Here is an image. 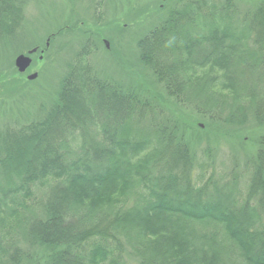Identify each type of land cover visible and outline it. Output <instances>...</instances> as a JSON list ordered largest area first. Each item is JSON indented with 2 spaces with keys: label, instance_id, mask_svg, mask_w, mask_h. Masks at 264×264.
Here are the masks:
<instances>
[{
  "label": "trees",
  "instance_id": "obj_1",
  "mask_svg": "<svg viewBox=\"0 0 264 264\" xmlns=\"http://www.w3.org/2000/svg\"><path fill=\"white\" fill-rule=\"evenodd\" d=\"M27 1L0 0V44ZM173 3L137 42L158 91L89 45L42 120L0 127V264H264V0ZM217 124L257 147L246 176L195 154Z\"/></svg>",
  "mask_w": 264,
  "mask_h": 264
},
{
  "label": "rangeland",
  "instance_id": "obj_2",
  "mask_svg": "<svg viewBox=\"0 0 264 264\" xmlns=\"http://www.w3.org/2000/svg\"><path fill=\"white\" fill-rule=\"evenodd\" d=\"M101 1H27L23 26L0 44L1 128L42 120L57 99L75 53L86 46L89 50V45L93 52L88 62L99 77L121 86L124 83L126 87L133 86L132 82L138 87L152 83V88L159 90L153 85L148 69L138 68L142 65L137 42L166 18L177 0H103L100 9ZM250 1L242 0V6L249 5ZM33 50L36 52L30 55ZM20 55L30 56L33 61L26 73H20L16 67ZM136 73H143V77ZM32 74L38 77L29 80ZM221 128L227 127L210 125L209 131L201 135L202 144L195 147V154L206 161L204 151L210 152L208 157L215 174L235 168L246 176V171H242L257 147L249 143L243 147L235 144ZM43 195L41 192L39 197ZM30 253L33 260H41L38 251Z\"/></svg>",
  "mask_w": 264,
  "mask_h": 264
},
{
  "label": "water",
  "instance_id": "obj_3",
  "mask_svg": "<svg viewBox=\"0 0 264 264\" xmlns=\"http://www.w3.org/2000/svg\"><path fill=\"white\" fill-rule=\"evenodd\" d=\"M36 50L31 51L29 54L32 55ZM33 61L30 56L20 55L16 59V67L20 73H26L27 70L31 67ZM38 77V74H32L28 77L29 80H35Z\"/></svg>",
  "mask_w": 264,
  "mask_h": 264
}]
</instances>
